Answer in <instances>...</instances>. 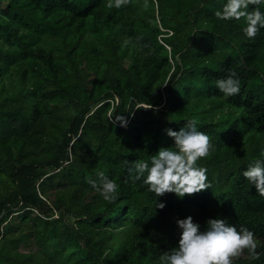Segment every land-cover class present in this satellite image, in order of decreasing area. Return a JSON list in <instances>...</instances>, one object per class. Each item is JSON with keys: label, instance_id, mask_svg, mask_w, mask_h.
<instances>
[{"label": "trees", "instance_id": "1", "mask_svg": "<svg viewBox=\"0 0 264 264\" xmlns=\"http://www.w3.org/2000/svg\"><path fill=\"white\" fill-rule=\"evenodd\" d=\"M226 2L0 0V264H161L188 215L251 229L259 255L233 264H264V194L243 175L264 158V28L217 17ZM189 119L213 144L208 187L158 196L129 169ZM101 171L112 201L89 182Z\"/></svg>", "mask_w": 264, "mask_h": 264}, {"label": "clouds", "instance_id": "2", "mask_svg": "<svg viewBox=\"0 0 264 264\" xmlns=\"http://www.w3.org/2000/svg\"><path fill=\"white\" fill-rule=\"evenodd\" d=\"M124 0H114L115 6L120 7ZM249 0H227L222 9L216 10V16L222 19L246 18L244 33L254 37L264 28V10L257 6L248 10ZM257 5L264 0H253ZM113 0H109V7ZM217 87L227 96L237 94L241 90V79L232 71L226 77L216 80ZM121 121H124L122 116ZM166 133L174 139L173 147H161L149 160L133 162L129 171L137 173L139 179L147 172L144 182L158 196L166 192H174L183 197L185 194L197 193L208 187L207 168L197 165L201 157H206L213 147L211 137L206 131L198 128L195 119H189L179 130L167 128ZM264 157V149L261 150ZM243 175L252 181L261 194H264V158H258L244 170ZM99 180L89 182L108 201L116 199V189L119 187L115 179L103 171L98 173ZM160 208L165 207L160 202ZM180 232L178 245L169 251H164L160 257L161 264H233V257L248 248L252 255L257 244L254 232L245 227H237L221 216L209 218L207 227L202 229L192 215L179 218L176 221Z\"/></svg>", "mask_w": 264, "mask_h": 264}, {"label": "rangeland", "instance_id": "3", "mask_svg": "<svg viewBox=\"0 0 264 264\" xmlns=\"http://www.w3.org/2000/svg\"><path fill=\"white\" fill-rule=\"evenodd\" d=\"M9 85H10V81L7 80V81L5 82V86H9ZM8 88H9V87H7V88H5V89L3 90V94H4V95H6V94L8 93V92H7ZM1 89H2V88L0 87V90H1ZM11 222H14V224L17 225V224H18V219H17V218L12 219ZM22 228L28 230V229H29V225H28L27 223H25V224L22 225Z\"/></svg>", "mask_w": 264, "mask_h": 264}, {"label": "built area", "instance_id": "4", "mask_svg": "<svg viewBox=\"0 0 264 264\" xmlns=\"http://www.w3.org/2000/svg\"><path fill=\"white\" fill-rule=\"evenodd\" d=\"M0 229H1V227H0Z\"/></svg>", "mask_w": 264, "mask_h": 264}]
</instances>
